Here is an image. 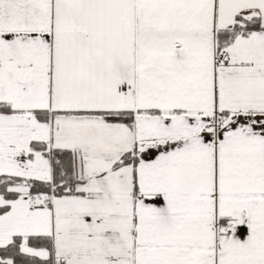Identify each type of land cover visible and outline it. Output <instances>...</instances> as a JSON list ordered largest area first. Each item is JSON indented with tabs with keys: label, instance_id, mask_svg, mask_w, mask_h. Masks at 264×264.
Masks as SVG:
<instances>
[{
	"label": "snow or ice",
	"instance_id": "1",
	"mask_svg": "<svg viewBox=\"0 0 264 264\" xmlns=\"http://www.w3.org/2000/svg\"><path fill=\"white\" fill-rule=\"evenodd\" d=\"M0 264H264V0H0Z\"/></svg>",
	"mask_w": 264,
	"mask_h": 264
}]
</instances>
